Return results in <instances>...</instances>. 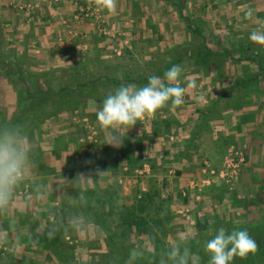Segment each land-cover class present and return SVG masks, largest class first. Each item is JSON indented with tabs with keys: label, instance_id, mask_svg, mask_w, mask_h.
I'll return each instance as SVG.
<instances>
[{
	"label": "crops",
	"instance_id": "0c3cea01",
	"mask_svg": "<svg viewBox=\"0 0 264 264\" xmlns=\"http://www.w3.org/2000/svg\"><path fill=\"white\" fill-rule=\"evenodd\" d=\"M24 2L30 5L29 10L22 8ZM94 4V0H0L1 57L25 59L36 72L75 64L77 59L92 50L91 38L96 32L95 27L85 18L79 20L78 17L83 15L82 8ZM149 4L150 24L183 27L184 34L175 39L179 45L199 41L203 45L206 42L212 49V33L218 34L216 29L223 25L229 27L234 21L243 35L244 31L250 33L264 24V0H117L114 13L100 9L109 17V26L120 22L126 31L125 25L129 26V22L125 17L136 16L141 21V15L145 14ZM242 8L244 14L240 15L238 10ZM249 9L253 10L252 17L247 15ZM156 11L162 19L156 16ZM189 26L201 29L199 34L187 33ZM166 37L163 35L164 42ZM218 39L212 41L216 46L213 50L217 53L221 51L220 42L235 43L228 36L220 37V34ZM242 41H245L242 42L244 49L240 54L246 57L245 46L251 41L248 38ZM86 48L87 51L84 50ZM225 52L229 59L240 58L232 49ZM261 53L259 55L264 57V51ZM228 64L225 68L211 66L191 74L195 87L187 90L182 105L176 106L169 101L144 118L150 120L151 128L153 126L155 133L157 129V134L147 133L150 138H146V132L137 130L139 127L136 125L131 132L127 131L126 135L131 134L133 140L140 134L142 140L146 139L143 143L132 141L130 149H125L128 144L123 139L120 147L108 144L112 155L107 156L100 149L95 153L89 151L86 144L97 142L101 128L85 116L79 122L71 116L69 118L68 112L57 115L33 131L32 141H23L31 149L30 162L19 176L20 183L7 216H0V228L6 230V237H11L6 247L16 250L18 245L19 253L43 250L32 239L31 229L39 232V227L48 224L49 220L52 224L49 227L62 225L68 215L77 212L89 218L88 229L82 231L80 240L83 235L90 238L97 234L101 248L98 250L106 251V235L93 220L95 211L112 222L120 217L124 203H130L125 206L130 207L140 199L141 194L137 196L139 190L143 195L149 190L152 194L159 189L162 201L154 197L150 202L154 207L158 200L161 208L153 209L150 218L162 220V233L165 235L158 231V224L151 223L153 232H157L160 238L141 236L144 238L142 242L149 245L147 249L150 252L174 245L177 234L183 233L188 238L187 246L194 256H199V264H207L209 257L202 250L203 242L223 227L229 233L247 230L258 245L255 255L258 253L262 259L264 66L256 67L247 62L237 66L231 62ZM219 76L222 78H217ZM186 81L187 78L183 80L182 87H187ZM1 90L2 106L10 102L15 107L12 87L6 79L0 82ZM99 107L94 100H88L86 112L94 114ZM154 124L158 125L154 127ZM105 135L103 137L106 138L110 133ZM232 146L246 156V164L233 189L224 182H218L216 172L211 171L220 168ZM140 154L144 155L141 162ZM207 160L211 163L208 168L205 165ZM98 171L104 173L98 175ZM78 173L90 178L84 182L86 187L83 189L89 209L80 203L81 185L72 182ZM181 209L182 212L190 211L193 222L189 223L187 217L180 214ZM9 219L15 222L14 230H8ZM58 235L56 230L53 237L59 243L61 236ZM81 246L82 250H92L87 243H81ZM249 255L243 259L235 257L230 264H246L251 261Z\"/></svg>",
	"mask_w": 264,
	"mask_h": 264
},
{
	"label": "trees",
	"instance_id": "16d2710c",
	"mask_svg": "<svg viewBox=\"0 0 264 264\" xmlns=\"http://www.w3.org/2000/svg\"><path fill=\"white\" fill-rule=\"evenodd\" d=\"M187 29L192 34L198 33L190 26ZM1 45L0 47H2ZM248 49H251L250 45ZM193 52L191 55L196 61L208 59L211 53V51L207 50L203 52L204 55H198L197 52ZM88 54V56L93 55L90 61L86 58L81 64L76 62L67 68L62 67L47 72H36L31 69L32 64L25 59L17 58L16 56V58L7 62L5 58L1 57L0 53V78L6 79L11 85L13 100L15 101V111L11 116L1 114L0 125L18 124L23 126L20 129L21 134L26 137L25 140L29 143L32 141L31 134L33 131L41 128L48 121L64 112H79L95 124L97 122L95 113L86 112L88 100H94L101 106L106 94L120 84L144 86L148 82L150 75L146 74V72H140L144 67L135 62L131 50H126L121 56L115 54L112 59H104L100 50L96 47L89 51ZM171 58L172 61L166 62L160 70L159 73L161 75L183 59L178 54L171 55ZM250 59L255 58L252 57ZM4 62L8 63H6V68ZM90 62H96V68H92ZM254 63L259 66V61ZM150 64L154 68L152 63H145L148 68L151 67ZM153 70L154 73L152 75L161 77L160 74L156 73L155 69ZM118 74L122 76V79L118 78ZM262 77L264 78V75ZM53 81H55V86H51ZM105 133L109 134V132L100 129L97 142L88 143L84 147L94 153L100 149L103 153L106 152L107 156L109 154L112 155V151L107 148L109 145L105 144L108 142L103 137ZM125 141L126 145L128 144L125 149H130V141ZM124 153L122 154L123 156H125ZM158 190L152 194H150L149 190L143 195L139 190L137 196L141 194L139 196L140 199L130 207L121 208L120 217L114 220L118 224L116 228L113 221L109 222L103 217V214L101 215L95 211L93 220L104 231L107 247V254L100 256L101 259L96 264H123L124 260L127 259L129 250L132 247H138L136 242L133 241L136 236L147 235L149 239L151 237V239L155 240L160 238L157 232H153L151 223L158 224V231L165 235L162 233L164 232L162 220L151 219L149 212L150 206L153 205L150 199L160 197ZM86 205V208L89 209L90 204ZM151 209L158 210V207L155 205ZM31 231L32 239L36 241L40 248L47 252L48 257H50L49 255H54L59 264H70L62 255L60 246H58L59 243L56 242L54 237H49L46 232H37L34 228ZM160 251H146V253L149 258H155L156 261H159ZM12 260L10 256H7L5 262H7L6 264H12ZM73 264L88 263L75 262ZM144 264H151V259L145 261Z\"/></svg>",
	"mask_w": 264,
	"mask_h": 264
},
{
	"label": "clouds",
	"instance_id": "9594fccd",
	"mask_svg": "<svg viewBox=\"0 0 264 264\" xmlns=\"http://www.w3.org/2000/svg\"><path fill=\"white\" fill-rule=\"evenodd\" d=\"M94 3L102 10L113 13L116 11L117 0H94ZM253 14V10L249 9L248 17H252ZM248 39L254 44L264 46V24L252 30ZM182 73V66L177 64L167 70L163 77L149 76L144 86L120 84L109 91L95 113L99 127L110 133L106 137L108 140L106 144L120 147L127 131L133 128L137 121L154 114L169 101L176 106L182 105L187 90L195 87V81H186L187 87L180 86L178 81ZM118 78L122 79V76L118 74ZM22 127L18 124L0 125V216H7L15 189L20 183L19 176L30 162L31 149L23 143L26 137L21 134ZM103 173L98 171V175ZM89 179L83 173H78L72 181L81 185L82 191L79 194L81 205L87 204L83 189L86 187L84 182ZM88 224V217L75 212L68 215L62 225H53L47 235L53 236L58 227L86 232ZM14 226L15 222L9 219L8 230H14ZM5 231L0 228V244L7 243ZM176 239L177 243L160 251L159 261L149 258L143 247H132L123 264L138 262L144 264L149 259L151 264H199V256H194L191 248L187 246L188 238L183 233H178ZM257 249L256 241L247 230H233L229 233L223 227L202 245L203 252L209 257L207 264H230L235 257L246 258Z\"/></svg>",
	"mask_w": 264,
	"mask_h": 264
},
{
	"label": "rangeland",
	"instance_id": "374dc122",
	"mask_svg": "<svg viewBox=\"0 0 264 264\" xmlns=\"http://www.w3.org/2000/svg\"><path fill=\"white\" fill-rule=\"evenodd\" d=\"M25 5L28 6V4L26 2L21 4L23 9H25ZM94 6L98 7L96 4H94ZM149 6H150V4L146 5V7L148 9L146 10L144 15H141L143 17L142 19L140 17L141 21L139 20V18L137 19L136 16H133V17L130 16V18H129V16L125 17L126 21L129 22L128 23L129 26L125 25L126 31H124V29H123L124 27L122 28V26L120 25V22H118L119 25L118 24L112 25V27L109 26V24H108L109 23V17L102 12L100 7H98L100 9V17L99 18L91 17V16L87 17L83 14L81 17H78V19L82 20V18H85L84 20H87L90 24L94 25L96 32L93 33L92 38H91L92 49H94V47L99 49L100 52H102V54L104 55L103 56L104 59H112L115 54L117 56H121L126 52V50H131L132 55H133V59L135 60V62L137 64H141V66L144 67L143 69H141L142 71H140V72H146V74L148 73V75H150V76L154 73L153 69L156 70V73H157V71L159 72L163 68V65L166 62L172 61L171 55L178 54V56H180L183 59L181 61L177 62L176 65L177 64L181 65L183 68V73L187 74V75L183 74L180 77V79L178 81V83H180V86L182 85L183 80H185V78H187L188 81H192V79H190V77H191V74H193L195 71L198 72L201 69L206 70V69L210 68L211 66H215V67H223L224 66V68H225L226 66L229 65L228 63H230V62L232 64H235L236 66H237V64H241L242 62H247L248 64H250L252 66L258 67V65L256 63H254L257 61H259V66H264V57L259 55V52L261 53L262 51H264V50H262V49H264L263 46L258 45V44H254L251 42L245 46L246 47L245 52H247V56L244 57L243 55L240 54L244 49V43H242V42H245V41H242V39L248 38L249 35L248 36H245V35L249 34V31H244L246 33L242 35L243 31H241L240 28L237 26L238 23H235L233 21V24L232 25L230 24L229 27H225V25H223V26H221L222 28L216 29V31H218V34H220V37H221V35H223L224 38L228 36L229 40H233L235 42V43H232V41L220 42L218 44V46H219V49L221 51H218V53H217L213 50V48H215L216 46H215V43L212 42L213 40L216 41L218 39L217 33L213 32L212 33L213 35L211 36V41H210L211 45L210 46H212V49H211V47H209V45L206 42H204L205 44L203 45L202 42L200 43L199 41H195L193 44L191 43L189 45L188 44L187 45H179L178 43L175 42L176 41L175 39H177L179 36L181 37V35L184 34L183 27H178V25H175L171 28H169L167 25H162L159 27L153 26L152 23L150 24V22H152V21L150 20V7ZM238 11H239L240 15L242 13L244 14L243 8L238 10ZM155 13H156V16H158L160 19H162V16L158 15L157 11ZM224 16L226 17V15H224ZM154 18H155V16H154ZM229 19H230V16H229ZM83 21H80V23ZM194 29L197 32L201 30V29L199 30V28H194ZM188 32H189V34H192L189 30H187V33ZM197 34H199V32ZM163 35L167 36L165 42L162 39ZM158 38H159V40H158ZM113 39H115L116 41L119 40V42L115 43L112 41ZM221 39L219 38L218 40H221ZM249 45H250L251 49H247V46H249ZM1 46L3 47V44ZM104 46H106V47L104 48ZM100 48H102V49H100ZM231 49L234 52H236L237 54H239L240 58L239 57H237L236 59L235 58H230V59L227 58V53L225 52V50L230 52ZM84 50L87 51L88 48H86ZM206 50L211 51L208 59H206V60L202 59V60L196 61V60H194V58H192L191 54L194 53L193 51L197 52L198 55H204L203 52H205ZM261 54H263V53H261ZM88 55L89 54L85 53L84 55L81 56V59L80 60L77 59L76 62L77 63L80 62V64H81V62H83L86 58H88V60L90 61L93 55L92 56H88ZM252 57H254L255 59H250ZM6 60H7V62L9 61L8 58H6ZM10 60H12V59H10ZM7 62H4V63H7ZM146 62L152 63L154 68L152 67L151 64H150L151 67L148 68L145 65ZM65 66H67V65H64V67ZM90 66L92 68H96L97 64H96V62H90ZM184 70H185V72H184ZM186 71H187V73H186ZM217 78L221 79L222 77L219 76ZM1 80L2 79L0 78V82H1ZM53 83H51V86H55V81H53ZM0 93H3L2 90L0 91ZM8 102H9V99H8ZM0 104H1L0 116H1V114L2 115L6 114L7 116H11L13 114V112L15 111L14 107L12 106V104L10 102L5 106H2V101ZM68 113H69L68 114L69 118L71 116V117H73V119H75L78 122L83 119L82 114H80L79 112L77 113V112L69 111ZM96 123L98 124V122H96ZM80 125H81V123H80ZM157 125L158 124H154V127ZM136 126L139 127L137 130H139L141 132H146V134H145L146 138L149 137L147 135V133L150 135V134H157V132H158L157 129H156V133H155V130L153 131L154 128H153V126L151 128L150 120H147V119L140 120L139 122L137 121ZM133 128H131V129H133ZM131 129L128 130V133L131 132ZM130 136H131V134L130 135L127 134L126 137H124V142L126 143L125 140H129L130 145H131L132 141H135V142L137 141V142L143 143V141L145 142V140H146V139L142 140L141 134H140V137H137L135 140H133L132 139L133 137H130ZM86 145H88V144H86ZM231 149L238 150L239 152L241 151V150L237 149L236 147L232 146L229 148L228 152ZM242 153H243V156L245 158V161H244L243 165L241 166V169L246 164L245 153L244 152H242ZM143 156H141V154L139 155V162H141L140 160H142L144 158ZM226 157H227V155H226ZM225 158H224V162H225ZM224 162L220 166V168H218L217 170L213 169L211 171L216 172L215 176H217V180H219L218 182H220V183L224 182L226 185H228L230 188L233 189L235 187L236 182L240 178L241 169H240L239 176H238L237 180L233 181L231 184L227 183L224 179H222V177L220 175V171L224 165ZM209 163H210L209 160H207L205 162V165L207 168L211 165V163H210V165H209ZM205 170H206V168H205ZM134 191H135V189H134ZM158 198L160 200L162 199L161 197H158ZM124 205L125 206L130 205V203H124ZM154 205L159 206L160 202L158 200H156ZM125 206H124V208H125ZM170 206H171V204H170ZM152 207L153 206H150V210H149L150 214L152 211H154L153 209H151ZM159 207L161 208V206H159ZM169 208H171V207H169ZM172 210H173V208H172ZM182 210L183 209H181L180 214L185 215L187 217V220L189 223L193 222V219L190 216V211H187V209H185L187 212H182ZM187 213L189 215H187ZM49 223L48 224L44 223L42 226L39 227V229L43 232H48L52 228V227L48 226V225H52L50 220H49ZM52 223H53V221H52ZM16 224H17V220H16ZM113 224H114L115 228L118 225V224H116V222L114 220H113ZM57 230L59 232L58 236H61L60 237L61 239H60L58 246H60V249H61L60 251H61L62 255L64 256V258L67 259L68 263H70V264H73L75 262H78V263L86 262L88 264H96V262L97 261L99 262V260L101 259L100 256H102L103 254H105V255L107 254V249H106V251L98 250L101 248H99L100 241L98 240L99 236L97 234H94L90 238H89V236L85 237V235H83L82 239L80 240V236H81L82 232H75L71 229H65L64 227H58ZM141 236H136V238L134 237L133 241L136 242V245L138 247H143L146 251H150L149 248L147 249V247L149 245H146L145 242H142V239H144V238ZM145 237H147V236H145ZM137 238H140V239H137ZM9 239H11V237H7V243L9 242ZM81 243L82 244L87 243L92 250L89 249L90 250L89 252H88V249L82 250ZM17 247H18V245L16 246V250H14V248L8 249L6 247V243L0 244V264H6L7 263V262H5V259L7 258V256H10L13 259L12 264H59L56 257L54 255L53 256L49 255L50 257H48L47 256L48 254L45 250H37V251H35V250L26 251L25 250L26 253H24V252L19 253L17 250ZM255 253L249 255L251 262H248L246 264H258V262H260V264H264V257L261 259L259 257V254L257 253L255 255ZM84 255H86L87 257ZM8 264H11V263H8Z\"/></svg>",
	"mask_w": 264,
	"mask_h": 264
},
{
	"label": "built area",
	"instance_id": "2783aa9c",
	"mask_svg": "<svg viewBox=\"0 0 264 264\" xmlns=\"http://www.w3.org/2000/svg\"><path fill=\"white\" fill-rule=\"evenodd\" d=\"M26 9L30 8L29 6L25 7ZM81 13L87 17H100V9L94 5H88L81 9ZM245 158L243 153L238 150L231 149L227 157L225 158V162L223 167L221 168L220 175L222 179H224L227 183H232L233 181L237 180L239 176V172L241 166L243 165Z\"/></svg>",
	"mask_w": 264,
	"mask_h": 264
}]
</instances>
